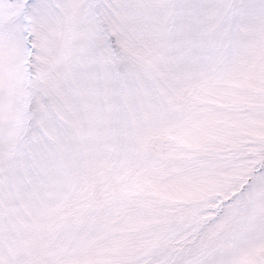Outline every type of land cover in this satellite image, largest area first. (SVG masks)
Here are the masks:
<instances>
[{
  "label": "snow or ice",
  "instance_id": "1",
  "mask_svg": "<svg viewBox=\"0 0 264 264\" xmlns=\"http://www.w3.org/2000/svg\"><path fill=\"white\" fill-rule=\"evenodd\" d=\"M0 264H264V0H0Z\"/></svg>",
  "mask_w": 264,
  "mask_h": 264
}]
</instances>
